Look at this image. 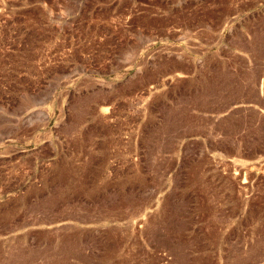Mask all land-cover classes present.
<instances>
[{
  "label": "rangeland",
  "instance_id": "rangeland-1",
  "mask_svg": "<svg viewBox=\"0 0 264 264\" xmlns=\"http://www.w3.org/2000/svg\"><path fill=\"white\" fill-rule=\"evenodd\" d=\"M0 264H264V0H0Z\"/></svg>",
  "mask_w": 264,
  "mask_h": 264
}]
</instances>
